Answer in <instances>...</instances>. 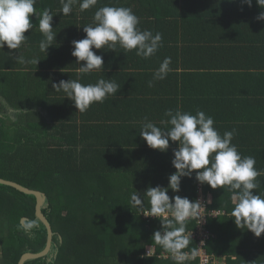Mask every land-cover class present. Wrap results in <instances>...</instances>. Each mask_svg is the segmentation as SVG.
<instances>
[{
  "label": "trees",
  "instance_id": "trees-1",
  "mask_svg": "<svg viewBox=\"0 0 264 264\" xmlns=\"http://www.w3.org/2000/svg\"><path fill=\"white\" fill-rule=\"evenodd\" d=\"M106 5L131 8L141 30L162 34L163 46L147 60L135 51L125 55L119 47L116 51L93 49L103 57L104 72L82 75L80 82L111 79L121 88L81 114L52 84L78 78L80 64L71 55V41L85 37L83 27ZM35 7L40 12L48 8L54 15L57 35L47 54L39 50L43 36L38 28L25 33L20 49H0V179L40 191L42 212L54 233L50 253L26 264H69L67 248L78 247L77 236L87 233L93 235L94 252L90 244L75 248L80 257L75 264H176L171 256L161 258L163 252L170 254L151 239L154 232L162 231V225L159 219L144 218L150 204L143 194L149 187L168 186L169 175L176 171L171 161L178 144L170 141L166 152L151 149L141 139L139 128L147 117L164 129L161 120L167 119V109L179 107L193 115L200 110L214 119L221 135L235 129L232 143L240 151L237 139L244 138L251 127L237 124L230 116L234 80L264 72V21L257 19L264 9L255 0L251 7L243 0H98L94 8L83 12L78 2L73 4L67 16L60 13V0H37ZM31 22L38 23L35 14ZM19 54L41 60L37 66L21 65L15 61ZM165 57H171L172 70L149 87L148 81ZM247 147L264 151V144ZM256 159L255 167L262 172L257 178L262 187L258 194L264 195V154ZM200 188L207 211H217L208 193L216 189L198 183L195 171L191 178L181 179L178 193L169 189L168 195L195 201ZM136 192L142 205L131 200ZM36 202L34 196L0 184V223L9 226L0 233V264H18L24 254L46 248L47 229L36 217ZM223 213L208 217L210 231L217 239L219 235L222 244L232 238V230L240 241L249 236L247 229L222 226L227 216ZM23 218L35 220L38 227L25 234L18 228ZM195 223H187L185 235ZM253 237L252 244L239 247L236 261L229 259L228 264H264V233ZM217 239L208 242L210 254L236 253L237 242L233 248L226 245L228 250ZM196 247L190 240L183 251L191 253ZM148 251L154 256H147Z\"/></svg>",
  "mask_w": 264,
  "mask_h": 264
},
{
  "label": "clouds",
  "instance_id": "clouds-1",
  "mask_svg": "<svg viewBox=\"0 0 264 264\" xmlns=\"http://www.w3.org/2000/svg\"><path fill=\"white\" fill-rule=\"evenodd\" d=\"M79 3L81 12L94 8L98 0H60L63 16L72 12V6ZM256 4L264 9V0H255ZM249 7L252 0H243ZM37 0H0V49L5 46L9 50H18L26 41L25 33L30 29L38 28L43 39L39 42L40 52L46 53L57 33L53 32L52 21L54 15L50 9L42 12L35 7ZM33 14L36 15L37 24L31 22ZM257 19L264 21V11ZM140 23L131 8L123 6H103L98 8L93 16L92 23L83 27L86 34L83 39L71 41V55L75 58L78 67V78L53 82L55 92H63L65 98L73 102L77 112L83 114L93 103H103L109 96H115L121 86L111 79L100 78L94 84H82L79 77L95 71L104 72L102 55H97L93 49L116 51L122 49L126 55L135 51V55L142 59L154 56L162 45V34H153L150 30H141ZM13 56L12 52H8ZM41 59L34 56L25 59L23 55L15 57L21 65H38ZM83 62V64H81ZM172 60L165 57L159 67L153 72L152 80L148 86L152 87L156 81L166 79ZM166 120L162 129L155 123L144 118L139 135L147 146L161 152H166L169 142H177L178 147L173 150L172 166L175 172L168 177L167 187H149L143 194L146 196L150 209L145 216L160 218L162 231L154 232L152 241L168 252L176 264H184L188 259H195L196 249L191 254L184 252L190 243L189 236L185 235L186 225L191 219L199 217L201 204L199 200L190 201L187 197L176 195L169 197L168 191H180L181 179L192 177L200 184H207L212 189L227 188L232 193L231 199L234 208L231 211L234 223L239 229L250 230L256 237L264 233V195L253 190L261 187L257 178L262 175L253 156H242L237 145L233 144L235 129L225 131L221 135L214 127L215 121L204 111L191 112L176 109H167L164 113ZM199 170V171H196ZM135 205H142L143 199L136 192L131 195ZM171 217L170 219L167 217ZM38 227L35 220H24L19 229L25 234Z\"/></svg>",
  "mask_w": 264,
  "mask_h": 264
},
{
  "label": "crops",
  "instance_id": "crops-1",
  "mask_svg": "<svg viewBox=\"0 0 264 264\" xmlns=\"http://www.w3.org/2000/svg\"><path fill=\"white\" fill-rule=\"evenodd\" d=\"M235 81H236V83L234 84L235 91L233 92L232 95L233 100L231 101L232 104L230 108V112H231L230 116L232 118V121L235 120L237 124H242L243 126L251 127L249 133H247L244 138L237 139V142L241 146L239 152L242 156H253L256 159L258 158V156L263 155L264 151L263 150L261 151L260 149H250L247 146L264 144V72L262 74L259 73V75L257 76L255 74H246L245 76H238L234 80V82ZM240 141H243V145L240 143ZM258 180L261 181V178H259ZM261 191H262V187H260L257 190H254V193L255 192L262 193ZM213 192H216L215 194H217V197H215V195L212 194ZM208 193L210 196L209 198L212 204V208H217L218 212L225 211L227 213L229 211L227 213V216H224L226 217V220L223 219V221L220 222L221 225L222 226L225 225L227 227L231 226L230 228L231 229L234 228L235 230L236 225L234 223L233 217L231 216V211L235 206L234 202L231 199L232 193L229 192L227 188L225 189L216 188V191L209 190ZM215 200L217 201L216 202L217 207L214 206ZM189 221H195L196 223L194 229H191L187 232L196 231L197 230L196 228L198 226V220L191 219ZM208 221L209 220L207 217L205 227L206 230L211 235V237L207 241L206 250H207L208 242L217 239L216 234L210 231ZM247 232H249V236L247 235L243 236L242 238L243 241L242 240L240 241L239 240L240 235L237 233L236 230L235 231L232 230L229 234L230 236H232V238L227 240L226 244L225 243L222 244L223 242H221L218 235L217 241L222 245L224 249H228L226 245L228 246L230 245L229 247L233 248V246L236 245L235 242H237V248H235L236 253L231 252V250L228 249L230 254L219 252L217 255L210 254L207 250L208 254L214 258L215 264H228L229 259L235 262L237 259L236 254L239 253V247L241 249L245 247L244 245L248 247L250 244H252L251 239L254 238L253 234H251L250 230H248ZM162 254H164L165 256H170L164 252Z\"/></svg>",
  "mask_w": 264,
  "mask_h": 264
},
{
  "label": "built area",
  "instance_id": "built-area-1",
  "mask_svg": "<svg viewBox=\"0 0 264 264\" xmlns=\"http://www.w3.org/2000/svg\"><path fill=\"white\" fill-rule=\"evenodd\" d=\"M197 200H199L200 204H201V208H200V214L198 217V227H197V231L196 232H191V234H188L187 236H189V238H194L197 240V247H196V251H197V256L195 259H188L185 262L191 263V264H215V260L214 258L208 254L207 250H206V244L207 241L210 239L211 235L209 234V232L205 229L204 225L206 224V218L207 217H216L219 215H224L223 212H218V211H207V200H206V196L203 193L202 188L199 189V194L197 196ZM147 213V212H145ZM145 219L148 220H156V219H160V218H156V217H151V216H145L143 215ZM169 218V217H167ZM189 255L191 254L190 252H186ZM154 252L153 251H148L147 252V256H154ZM167 257H164V260H166Z\"/></svg>",
  "mask_w": 264,
  "mask_h": 264
},
{
  "label": "water",
  "instance_id": "water-1",
  "mask_svg": "<svg viewBox=\"0 0 264 264\" xmlns=\"http://www.w3.org/2000/svg\"><path fill=\"white\" fill-rule=\"evenodd\" d=\"M0 184L2 185H7V186H11L15 189H17L18 191L26 194V195H31L34 196L36 198V206H35V210H36V217L45 225L46 229H47V244H46V248L40 252V253H26L24 254L20 261L19 264H25V262L29 261V260H35V259H39V258H43L45 256H47L52 248V243H53V229L51 224L49 223V221L47 220V218L44 216L43 212H42V207L44 204V196L40 191H36V190H32V189H28L25 188L17 183L14 182H10V181H6V180H2L0 179ZM25 219H22V222Z\"/></svg>",
  "mask_w": 264,
  "mask_h": 264
},
{
  "label": "rangeland",
  "instance_id": "rangeland-1",
  "mask_svg": "<svg viewBox=\"0 0 264 264\" xmlns=\"http://www.w3.org/2000/svg\"><path fill=\"white\" fill-rule=\"evenodd\" d=\"M115 226L116 225H113V227H115ZM8 227H6L2 223H0V233H2V230H5ZM90 236H93V235L91 233H87L85 235L77 236V238L79 239L78 247L75 246L73 248L72 247L67 248L66 252H67V254H70L69 257H67V259H68L67 261L69 262V264H75L76 262H78V260H80L79 259L80 257H78V258L76 257L78 255L76 254L77 251L75 250V248L79 249L82 246L87 247V244H90L91 245L90 248L92 249L91 253L94 252V245H93L94 240ZM2 246H3L2 243H0V250L2 249ZM146 247H145V249H146ZM89 251H90V249H87L86 253H88Z\"/></svg>",
  "mask_w": 264,
  "mask_h": 264
},
{
  "label": "bare ground",
  "instance_id": "bare-ground-1",
  "mask_svg": "<svg viewBox=\"0 0 264 264\" xmlns=\"http://www.w3.org/2000/svg\"><path fill=\"white\" fill-rule=\"evenodd\" d=\"M195 219H197V220H199L198 218H195ZM206 225V224H205ZM205 225H204V227H205ZM198 227V226H197ZM197 229V228H196ZM205 229H206V227H205ZM197 231V230H196ZM196 231H194V232H196ZM191 232H193V231H191ZM191 232H188L186 235H188V234H191ZM191 240H194L196 243H197V240L196 239H192V238H190ZM53 244V243H52ZM51 251V250H50ZM50 253V252H49ZM160 257L161 258H163L164 259V257H165V255L164 254H162V255H160ZM167 258L169 257V256H166Z\"/></svg>",
  "mask_w": 264,
  "mask_h": 264
},
{
  "label": "flooded vegetation",
  "instance_id": "flooded-vegetation-1",
  "mask_svg": "<svg viewBox=\"0 0 264 264\" xmlns=\"http://www.w3.org/2000/svg\"><path fill=\"white\" fill-rule=\"evenodd\" d=\"M24 219H26V220H29L28 218H24ZM52 255V254H51ZM46 257V256H45ZM21 259V258H20ZM20 261V260H19ZM30 261V260H29ZM28 262V261H27ZM19 264V263H18ZM25 264H26V262H25Z\"/></svg>",
  "mask_w": 264,
  "mask_h": 264
}]
</instances>
